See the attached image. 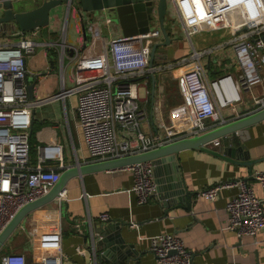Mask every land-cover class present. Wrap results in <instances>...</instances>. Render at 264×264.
Returning <instances> with one entry per match:
<instances>
[{"label":"built area","instance_id":"obj_1","mask_svg":"<svg viewBox=\"0 0 264 264\" xmlns=\"http://www.w3.org/2000/svg\"><path fill=\"white\" fill-rule=\"evenodd\" d=\"M64 1L69 8L74 4L70 0ZM167 2L173 16L169 28L171 42L179 37L186 38L190 50L179 59L166 60L159 54V47L153 66L149 61L152 46L163 41L157 14H154L153 26L147 33L130 37L121 35L106 40L99 27H89L91 45L96 42L100 45L99 51L93 55H85L78 47L67 44L66 23L56 41L31 38L40 35V27L27 31L15 24L14 30L6 33L21 37L17 42L0 43V234L24 205L49 192L65 168L61 144L40 147L36 165L30 156L33 111L43 100L29 99L26 58L35 52L37 46L51 50L60 46L64 51L70 47L74 52L73 59L77 63L75 86L46 100L78 94L80 126L92 161L149 151L225 124L233 120L225 111L242 104L246 93L250 94L264 82V0ZM3 3L4 0H0V16L6 10ZM197 35L202 38L201 44L193 40ZM212 35H220L221 39L212 42ZM213 60L220 66L224 60H231L237 72L224 71L211 76L207 63ZM168 69L178 70L185 103L178 107L173 124L165 129L164 135H146L139 117L141 98L138 90L141 84L149 83L152 74ZM253 99L249 112L264 108V93ZM51 160H61L59 170L46 165ZM153 168L152 161L123 168L134 173L132 191L139 204L148 203L157 194ZM252 176L264 189V168L255 170ZM232 187L237 188V192L227 202V226L239 238L246 235L256 237L264 231V201L246 178L216 183L198 192V196L214 201L220 191ZM60 193L64 197L66 188ZM100 219L111 222L108 213H102ZM75 227L78 232H83L80 223ZM102 237L92 235L88 244L77 247L78 254L89 255L91 264H102L95 247L96 239ZM62 239V231L44 230L38 241H33L31 258L25 252L4 253L0 249V264H63L66 254ZM149 246L156 264H191L193 252L175 233L155 234L149 238Z\"/></svg>","mask_w":264,"mask_h":264},{"label":"crops","instance_id":"obj_2","mask_svg":"<svg viewBox=\"0 0 264 264\" xmlns=\"http://www.w3.org/2000/svg\"><path fill=\"white\" fill-rule=\"evenodd\" d=\"M74 7L77 26L75 43L78 45L73 46L78 47L81 53L93 55L99 51L100 45L97 42L84 48V43L92 35L89 27L93 25L99 27L101 35L102 28H107V36L102 35L106 40L123 36L118 26L108 28L105 25L102 13L84 12L78 4ZM72 8L73 5L69 8L63 3L53 11L50 22L52 33L57 32L61 36V30ZM55 13L60 15L59 21L54 19ZM220 39V35L210 36L212 42ZM185 43L184 46H177L175 42L170 44L175 46L171 58L166 57L163 51L166 46L160 48L159 54L166 60L179 59L189 52V43ZM42 47L26 58L28 81L36 83L35 100H43L34 109L32 116V162L34 165L38 163L40 147L61 144L65 168L78 162L88 163L92 161V157L80 126L78 94L61 95L46 100L75 86L77 63L76 59H73L74 52L70 47L65 51L60 46L52 50ZM208 70L210 75L212 73L211 76L222 74L224 71L237 72L231 60H224L221 66L213 60ZM154 77L155 86L150 77L149 83L141 84L138 90L141 98V127L143 132L150 136L164 135L165 129L173 124L178 107L185 103L177 69L156 72ZM263 93L264 82L256 86L250 94L246 93L242 104L229 108L225 114L234 119L249 113L254 103L253 97ZM230 148L234 149V152H231ZM176 160L179 167L178 178L184 181L188 190L196 192L191 199L190 210L185 208V204L179 203L167 211L160 205L156 195L152 196L148 203L139 204L136 193L132 191L134 173L125 169L96 171L72 178L66 186L64 197L60 195L55 201L30 213L24 219L26 223L22 227V230L27 232L23 235L14 234L7 243L8 248L25 252L31 258L34 253L33 241H38L42 231L59 230L62 231V248L66 254L63 264H91L89 255L78 254L77 247L88 244L92 235H104L105 229L100 227L103 223L100 215L108 213L111 222H104V225L111 229L110 226L120 222L125 242L133 247L129 248L131 253L128 254L119 248L118 244L114 246L116 249L99 245L98 252L104 254H99L98 257L102 264H156L155 256L150 251L149 238L164 232L175 233L182 239L184 245L193 252L192 264H264V231L256 237L246 235L239 238L235 231L227 226V202L237 192V188L220 191L214 201L198 196V192L216 183L246 178L264 201V189L252 176L255 170L264 168V120L249 126L243 136L231 134L208 144L206 150L181 151ZM46 165L59 170L61 160L47 161ZM79 223L83 232H78L75 227ZM131 224L135 226L132 227ZM107 251L110 253H106Z\"/></svg>","mask_w":264,"mask_h":264},{"label":"water","instance_id":"obj_3","mask_svg":"<svg viewBox=\"0 0 264 264\" xmlns=\"http://www.w3.org/2000/svg\"><path fill=\"white\" fill-rule=\"evenodd\" d=\"M63 2L65 1L25 0V3L19 4L11 0H4L3 4L6 10L0 16V23L14 21L17 26L27 31L34 30L37 27H47L51 22L53 11L62 5ZM70 2L78 4L84 12L102 13L105 25L108 28L118 26L125 37L147 33L153 26L154 14H157L163 34V41L162 43H155L152 46L149 60L151 66L155 63L154 57L157 49L172 43L166 23V17L169 12L167 0H70ZM209 66L210 63H208ZM151 77L155 86L156 79L154 74ZM26 81L28 82L29 99L35 101L34 88L36 83H30L28 76ZM263 120L264 108L256 112L245 113L243 116H237L235 119L210 128L203 133L176 139L149 151L136 152L111 159L90 161L88 163L78 162L74 166L64 168L61 172V178L49 192L41 196V198L24 205L14 219L5 227L0 234V249L15 234L18 226L23 223L30 213L55 201L72 178L96 171H115V169H123L136 163L152 161L154 163L153 172L158 190L155 195L159 197L160 205L168 211V208L180 203L185 204V208L190 210L191 199L196 192L188 190L184 181L178 178L177 154L188 149L206 150L208 144L221 140L231 134L243 136V134H246L249 126L261 123ZM233 150L231 152H234ZM104 226V222L100 224V227L105 229V233L101 239L95 241V247L98 249L99 245H104L110 249L109 247L115 248L114 246L118 244L119 248L130 254L129 248L133 246L125 242V238L120 230V222H116L113 226H110L112 230L109 229V226ZM106 253L109 254L110 251ZM100 256H104V254H100Z\"/></svg>","mask_w":264,"mask_h":264},{"label":"rangeland","instance_id":"obj_4","mask_svg":"<svg viewBox=\"0 0 264 264\" xmlns=\"http://www.w3.org/2000/svg\"><path fill=\"white\" fill-rule=\"evenodd\" d=\"M16 3L23 4V3H25V0H18V1H16ZM75 5L76 4H73V8L70 11V13L68 14V19H67V22H66V26H67V30H66V42H67V44H72V45L76 44L75 42H76V39H77V36H76V34H77V26H76V16H75V10L76 9L74 7ZM59 17H60L59 13H55L54 19L56 18L57 19L56 21H59ZM172 22H173V16L170 14V12H168V15L166 17V23H167L168 29L173 24ZM51 27H52V23H50L49 26H47V27H42L41 28L42 30L40 32V35L37 36V37H31V38H34L36 41L37 40H40V41H43V42L51 41V40L52 41H56V39L60 36V33H57V32L52 33L51 32ZM14 28H15V22L14 21L7 22V23H0V43H3V42L13 43V42H17L19 40V38L21 36H9V35H6L7 32H9L11 30H14ZM84 28L86 29V25H84ZM178 28H179V26L177 27V29ZM1 31H3L4 33L1 32ZM105 33H107V28L106 27L102 28V35L103 36H107V34H105ZM87 36L89 37V35H87ZM27 37L30 38V36H27ZM91 40H92V35H91L90 39H88L84 43L85 44L84 48L85 47H88L91 44L90 43ZM185 40H186V38L179 37L178 40H173L172 42L177 43L176 44L177 46H184L186 44L185 43L186 42ZM193 40L196 42V44H201L203 42L202 41V38L199 37L198 35L195 36ZM76 45H78V44H76ZM208 46H210V44ZM174 47L175 46L167 45L165 47V49H163L164 53L166 54V57H168V58H171L172 57V55H173V48ZM41 48H43V47L42 46H37V48L35 49V52L37 51V49H41ZM160 48H162V47H160ZM160 48H159V50H161ZM24 223H26V220H24L23 223L20 226H18V228L16 229L15 234L16 233H20L21 235H23L24 232H27L24 229L22 230V227H23V224ZM8 241H10V239ZM8 241H6L5 244L1 248L2 252H4V253L9 252V251H12V250H10L8 248V245H7ZM13 251H16V250H13ZM16 252H18V251H16Z\"/></svg>","mask_w":264,"mask_h":264},{"label":"trees","instance_id":"obj_5","mask_svg":"<svg viewBox=\"0 0 264 264\" xmlns=\"http://www.w3.org/2000/svg\"><path fill=\"white\" fill-rule=\"evenodd\" d=\"M221 72V71H220ZM214 74H215V72H214ZM211 75H212V73H211ZM30 138V137H29ZM33 143H32V140H31V138H30V156H32V161H34V156H33V151H34V147H33V145H32ZM33 163V162H32Z\"/></svg>","mask_w":264,"mask_h":264}]
</instances>
